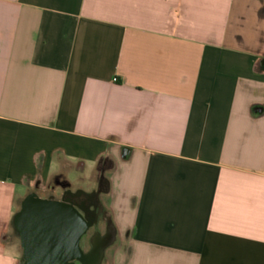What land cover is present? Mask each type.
Masks as SVG:
<instances>
[{"label":"crops","instance_id":"0c3cea01","mask_svg":"<svg viewBox=\"0 0 264 264\" xmlns=\"http://www.w3.org/2000/svg\"><path fill=\"white\" fill-rule=\"evenodd\" d=\"M64 189L104 264H264V0H0V264Z\"/></svg>","mask_w":264,"mask_h":264},{"label":"water","instance_id":"95a60500","mask_svg":"<svg viewBox=\"0 0 264 264\" xmlns=\"http://www.w3.org/2000/svg\"><path fill=\"white\" fill-rule=\"evenodd\" d=\"M32 199L34 202L31 205L35 207L36 212L31 216L28 225L22 226V219L28 213ZM14 226L19 234L24 255H36L35 264H65L66 259L62 253L76 254L79 250V239L88 229V226H84L71 232V226L58 205L34 198V195H29L22 202Z\"/></svg>","mask_w":264,"mask_h":264},{"label":"flooded vegetation","instance_id":"af4514ba","mask_svg":"<svg viewBox=\"0 0 264 264\" xmlns=\"http://www.w3.org/2000/svg\"><path fill=\"white\" fill-rule=\"evenodd\" d=\"M101 190L90 195H83L70 193L67 189H64L58 198L49 197L44 199L49 202H55L64 212L67 222L71 226V232L88 226V229L79 239L78 252L74 255L68 252L62 253L66 259L65 264H104L106 262V249L112 238V230L110 229L108 216L99 201ZM34 198L37 197L34 195ZM33 202L34 199L30 201L28 213L22 219V226H27L31 216L36 212L35 207L31 205ZM98 224L105 225V232L95 231L90 235V230L96 229ZM82 244L86 245V247H83ZM55 255H58V253H55ZM35 257L36 255H24L22 250L21 264H35Z\"/></svg>","mask_w":264,"mask_h":264},{"label":"rangeland","instance_id":"374dc122","mask_svg":"<svg viewBox=\"0 0 264 264\" xmlns=\"http://www.w3.org/2000/svg\"><path fill=\"white\" fill-rule=\"evenodd\" d=\"M102 193V192H100ZM95 231H98L100 233H104L105 232V225L104 224H98L96 229H91L89 234L91 235L92 233H94ZM16 237V235H14ZM83 247H86V245L82 244ZM111 246H108L107 249H111ZM109 252V250H108Z\"/></svg>","mask_w":264,"mask_h":264}]
</instances>
